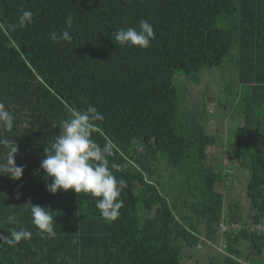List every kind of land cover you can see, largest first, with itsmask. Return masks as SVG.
<instances>
[{"label":"trees","instance_id":"trees-1","mask_svg":"<svg viewBox=\"0 0 264 264\" xmlns=\"http://www.w3.org/2000/svg\"><path fill=\"white\" fill-rule=\"evenodd\" d=\"M22 10L32 11L33 23L8 31ZM69 14L71 43H53L50 33L64 29ZM141 19L153 27L150 46L119 45L117 29L138 27ZM227 59L239 83L227 99L236 100L232 115L242 118L222 137L203 121L219 112L217 101L215 113L204 105L199 118L196 103L186 108L182 96L181 121L174 76L181 70L197 84L201 69ZM0 102L14 117L13 129L0 128V137L16 143V165L25 166L19 180L0 175V234L19 227L32 232L30 239L0 244V264H181L198 245L209 264H264V232L227 233L223 250L200 239L219 242L224 213L244 223L264 218V0H0ZM87 104L104 116L93 138L112 141L110 162L125 165L113 170L127 182L113 221L101 217L91 194L49 192L51 179L39 168L60 122ZM217 144L220 156L210 163L206 148ZM4 151L0 146V156ZM160 162L172 167L177 182L169 193L157 182L167 173L155 167ZM225 165L240 174V205L216 188L227 185ZM28 203L49 207L54 238L40 234Z\"/></svg>","mask_w":264,"mask_h":264},{"label":"clouds","instance_id":"clouds-1","mask_svg":"<svg viewBox=\"0 0 264 264\" xmlns=\"http://www.w3.org/2000/svg\"><path fill=\"white\" fill-rule=\"evenodd\" d=\"M32 23V11L22 10L18 22L8 24L7 30L15 31L18 25ZM64 23L66 27L59 33H50L49 38L53 43L61 41L71 43L72 35L68 30L73 24L71 14L65 17ZM154 35L152 25L147 20L141 19L138 27L117 29L114 39L121 46H138L143 49L150 46ZM103 119V114L92 104H87V107L81 110H72L68 117L60 122L59 134H56L55 139L50 142V150L43 154L39 168L43 170L46 177L51 179V183L46 185L49 192L55 194L57 190L71 189L75 193L91 194L95 198V207L99 210L101 217L105 221H113L119 217V210L124 206L120 196L127 182L123 178H117L113 173V170L125 167L109 160V157L114 155L115 144L109 140L101 145L93 138L96 122ZM13 123L12 113L7 110L5 103L0 102V128L10 132L13 129ZM0 146L5 150L0 156V175L19 180L25 166L16 165L14 159V154L18 152L16 143L9 138L0 137ZM28 204L32 223L40 230V234L54 238L56 235L53 228L54 216L46 210L49 207ZM222 219L234 221L222 214L217 226ZM8 222L15 223V218L8 217ZM31 237V231L19 227L11 230L7 236L0 234V244L11 246L22 239L27 240ZM73 243L77 241L73 240ZM211 244L217 245L212 241Z\"/></svg>","mask_w":264,"mask_h":264},{"label":"rangeland","instance_id":"rangeland-1","mask_svg":"<svg viewBox=\"0 0 264 264\" xmlns=\"http://www.w3.org/2000/svg\"><path fill=\"white\" fill-rule=\"evenodd\" d=\"M200 71L203 73V75L201 76L202 78L197 84H195L194 82L190 83L187 80L185 81V75L181 70H177V69L175 70L174 81L176 82V85L178 88V93H179V96L181 98V100H180V112L179 113L182 116V114L184 115L186 112V110L184 109V104L182 103V100L184 97L186 100V102H185L186 108H187V105L190 107H193V104L196 103V108H194V109H196V113L197 112L199 113L198 114L199 118H201V115L203 114V112H201V110H203V108L206 107L205 110H207L210 113L211 112L215 113L217 110V108L215 106L218 104V102L221 103L220 108H218L219 112H217L214 117H209V118L204 117L203 121L205 124V128L207 130H215L216 128L219 127L218 132L219 133L221 132V136L223 137V135L225 134V132L223 133V131L226 129V131L228 130V132H232V129H236L238 119L242 118V117H240V115H236V112L234 113V115H232V113L234 112L232 109H233V106H234L236 100L233 101L232 98L227 99V97H229L228 91L232 92L234 90H237L239 87V83H237L238 81H236L237 80V74H236L235 65L232 63L231 60H228V62L226 61L224 63V65H222V66L204 67ZM222 86H223V89H226V92L223 91L222 94L218 93V95H217L218 88L219 87L222 88ZM182 96H183V98H182ZM216 101H217V104H216ZM199 103L202 105V109L198 108ZM223 104H224V106H223ZM204 105H205V107H204ZM225 110L227 111L226 114H225ZM180 114H178V116H180ZM202 118H203V116H202ZM180 119L182 121V119H184V116H182V118H180ZM221 129H222V131H221ZM219 137H220V134H219ZM221 140H222V138L218 139L219 142ZM220 149L221 148H220L219 144H217L215 147L214 146H207L206 151H207V155H208L210 163L213 160V155H216L217 157L220 156V154H219ZM228 160H229L228 157L225 156V160H224L223 164L227 165ZM236 161L232 162L233 168H234V165L237 164ZM226 165L223 166L224 169L231 172V173H229L228 178H225V183H227V185H225L223 183H219V184H217L216 188L218 190L222 191V194H224L223 197L226 199V201L240 205L245 200V197L243 195V190H242V183H241L240 179H238V176L240 174L236 169L229 168V167H227L228 165L227 166ZM155 167H159V169L162 170L163 172L167 171L165 178H163L162 175L158 176L157 182L159 181L160 187H162V185L167 186L166 191H168V193H169V190H171L172 187L174 186V185H172L173 182L175 185L177 184L176 180L172 179V174H171V170H170V169H172V167L166 166L162 162H160L159 164H155ZM168 178H169V183L167 184ZM170 179H172V180H170ZM224 187H225V189H224ZM177 205H179V204H177ZM224 205L226 206L225 200H224ZM245 208L246 209L244 210V212L247 213L248 207H245ZM181 209H182V213L192 215V213L189 212V209H187V208L183 209V207ZM224 214L226 215V213H224ZM248 218H250V217H248ZM220 235H222V234H220ZM214 241L217 243L218 239H217V241H216V239ZM213 245H215V244H213ZM215 246H216V249L219 248V244H217ZM240 246L245 248V246H243V245H240ZM212 247L215 249L214 246H212ZM199 249L200 250H198V252L195 253L192 258H189V257L183 258L181 264H209L208 263V260H209L208 257L209 256H207L206 252H204L205 248L200 246ZM243 252L245 254L247 251H243ZM216 257H219V256L216 255ZM244 263L247 264L248 260L244 261Z\"/></svg>","mask_w":264,"mask_h":264},{"label":"built area","instance_id":"built-area-1","mask_svg":"<svg viewBox=\"0 0 264 264\" xmlns=\"http://www.w3.org/2000/svg\"><path fill=\"white\" fill-rule=\"evenodd\" d=\"M219 232L222 235H219V248L217 250H223V237H225L226 233H234L239 230H241L243 227H245L247 230L250 231H260L264 232V218H262L259 221H250V222H242L241 220H234V221H227L222 219L219 223ZM200 239L205 241L208 244H211V241L209 239L204 238L203 236H200ZM200 245H198V248ZM216 248V246H214ZM248 264V263H247Z\"/></svg>","mask_w":264,"mask_h":264}]
</instances>
